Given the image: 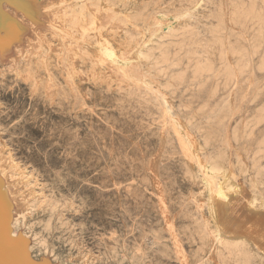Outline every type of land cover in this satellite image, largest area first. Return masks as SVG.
Listing matches in <instances>:
<instances>
[{"label":"rangeland","instance_id":"374dc122","mask_svg":"<svg viewBox=\"0 0 264 264\" xmlns=\"http://www.w3.org/2000/svg\"><path fill=\"white\" fill-rule=\"evenodd\" d=\"M70 3L0 0V42L6 40L3 44L9 45L14 54L19 53L7 54L0 48V151L4 174L0 176V264H59L69 226L95 264L108 258L110 264H129L126 248L132 253L137 249L144 252L143 261L147 264H177L174 258L162 256L160 250L148 244L155 234L163 237L162 241L168 239L156 197L164 196L171 211L175 203L182 204L179 219L196 234L202 215L209 214L207 204L199 206L186 197L191 194L192 185L184 169L178 138L165 125L162 106L156 99H149L140 80H127L118 64L113 68L109 64L115 83L109 90L94 86L87 77L77 82L65 70V63L57 60L55 51L73 52L65 46L73 40L56 24H60L59 18L64 17ZM107 14L102 11L98 15L99 27L120 31L121 23ZM200 22L197 24L202 28L207 26ZM243 28L246 33L240 43L244 48H251L259 34L264 37V29L258 31L254 24L247 22ZM235 32L241 37L238 29ZM164 44L174 54V41ZM207 45L208 54L216 58V47ZM263 49L264 39L260 42L261 52L245 62L249 69L240 74L237 86H228L221 94V86L208 77L205 88H216V97H206L195 86L194 94L201 97L177 96L173 109L185 110L190 102L193 112L204 107L217 110L218 115L190 121L189 127L193 132L195 127H203L202 133L211 142L208 151L225 159L241 185L237 196L217 198L226 204L228 228L231 231L239 226L264 253V207L254 210L248 205L253 193L263 194L264 182L258 180L251 186L249 181L256 166L239 176L240 166H264V66L260 67ZM128 56L125 52L121 58L129 62ZM220 66L216 61L213 70ZM131 75L137 77L140 72L132 71ZM192 114L180 113L185 119ZM35 190L47 200L45 216L53 227L51 231H43L40 225L36 229L44 232L48 249L53 243L58 245H54L52 254H39L37 261L29 257V251L34 252L28 248L32 242L30 234L18 232L17 236H10V222L18 205ZM118 237L123 242H115Z\"/></svg>","mask_w":264,"mask_h":264},{"label":"bare ground","instance_id":"6f19581e","mask_svg":"<svg viewBox=\"0 0 264 264\" xmlns=\"http://www.w3.org/2000/svg\"><path fill=\"white\" fill-rule=\"evenodd\" d=\"M68 1L71 3L64 11V17H60V24H56L59 25L60 32L73 40L65 45L73 52L55 51L57 60L65 63V70L67 73L70 71L77 82H81L83 78L87 80L85 79L87 77L94 86L109 90L115 85L112 71L107 66L109 64L112 68L114 64H118L119 71L127 80H140L148 90L149 99H156L162 106L165 125H169L178 138L184 169L192 185V192L186 197L193 199L196 205L207 204L209 214L207 217L202 215L199 233L196 234L197 231L193 232L189 224L179 219L178 211L182 204L175 203L171 211L166 198L162 195L157 196L162 227L167 232L168 239L162 241L163 237L155 234L149 238L148 244L160 250L162 256L174 258L177 264H263L264 253L256 245L253 237L245 236L239 226L230 231L226 224L228 217L226 204L217 200L220 196H237L241 192L240 183L234 179L225 159L208 151L211 142L208 135L202 133L203 127H195L194 132L189 127L190 121L218 115L217 110L204 107L199 112H193L190 109V102L185 105V110L174 111L173 107L177 96L191 94L193 98L195 95L197 98L201 97L200 94H194L195 86L204 92L206 97L210 99L216 97V88L210 91L205 88L208 77H213L216 86H221L219 87L222 88L221 94L228 86L239 84L240 74L249 69L245 62L252 60L255 54L261 52L260 42L264 39L259 34L251 48L242 47L240 38H244L243 35L246 33V27L243 26L248 22L256 25L258 31L264 29V0H261L260 4L255 0ZM102 11L108 12V16L110 14L112 19L121 23L120 31L99 27L98 15ZM199 22L207 26L202 28L201 24H197ZM237 29L242 34L241 37L235 34ZM5 31L10 32L8 28ZM168 40L175 43L174 54H171L168 46L164 44ZM4 41L0 42L1 50L7 51V54H14L9 45L3 44ZM10 42L8 44H11ZM207 44L216 47L218 51L216 58L208 54ZM125 52L129 55V62L121 58ZM16 54L17 52L14 55ZM216 61L221 66L213 70ZM261 66H264V56L261 58ZM18 71L20 73V70ZM132 71H139L140 76L133 77ZM217 96L221 99L220 95ZM228 97L234 99L232 95ZM181 112L193 114L189 119H185L180 115ZM1 158L0 151V176H4L1 171ZM253 167L255 173L253 172L254 176L249 181L251 186H255L258 180L264 182V166L253 163L250 168L239 167V176ZM262 195L264 192L253 193L248 200L249 207L254 210L262 209L264 207ZM43 196L35 190L30 198L23 199L10 222V236L15 237L18 232L30 234L32 242L28 248H33L34 252L29 251V257L36 261L39 254L45 255L48 252L52 254L58 246L54 243L50 244L51 249L47 246L48 239L43 231H51L53 227L52 221L49 222L45 216L47 200ZM38 225L43 231L39 232V229H36ZM119 238H115V242H123ZM183 240H186V244ZM65 242L66 247L59 264L64 262L95 264L94 258L83 251L82 245L76 240L71 226L66 229ZM137 250L138 252L132 253L126 248L129 264H147L143 261L145 253ZM107 260H102L98 264H110Z\"/></svg>","mask_w":264,"mask_h":264}]
</instances>
